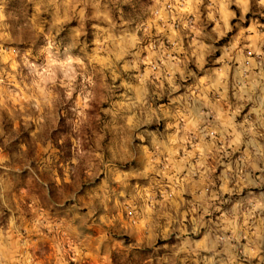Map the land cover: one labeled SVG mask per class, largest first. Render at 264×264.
<instances>
[{"label": "clouds", "instance_id": "clouds-1", "mask_svg": "<svg viewBox=\"0 0 264 264\" xmlns=\"http://www.w3.org/2000/svg\"><path fill=\"white\" fill-rule=\"evenodd\" d=\"M0 264H264V0H0Z\"/></svg>", "mask_w": 264, "mask_h": 264}]
</instances>
